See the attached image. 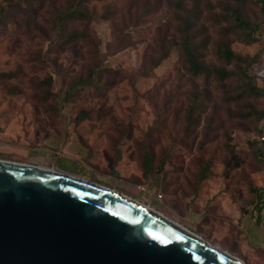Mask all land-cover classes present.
Here are the masks:
<instances>
[{
  "label": "rangeland",
  "instance_id": "374dc122",
  "mask_svg": "<svg viewBox=\"0 0 264 264\" xmlns=\"http://www.w3.org/2000/svg\"><path fill=\"white\" fill-rule=\"evenodd\" d=\"M11 1L18 7H10ZM72 1L0 0V72L6 75L0 77V159L46 166L107 187L244 264H264V253L243 226L252 210L251 189H264V167L254 162L248 145L259 137L264 119L233 118L245 102H227L217 83L188 72L177 42L192 0H91L85 4L90 22L62 26L63 35L82 32L87 40L64 49L52 22ZM198 1L202 60L230 71L233 67L217 58L219 44L229 41L234 52L248 56L263 49L255 73L264 87V40L246 45L226 37L227 25L212 17L233 4ZM243 12L254 22L263 18L252 5ZM165 52L169 56L153 68ZM95 65L116 72V85L88 88L62 102L68 86ZM48 76L52 83L43 84ZM107 79L103 76L102 83ZM254 104L264 109V99ZM84 110L89 118L78 121ZM142 142L155 166L169 153L162 173L143 176ZM202 160L210 161L211 173L200 182Z\"/></svg>",
  "mask_w": 264,
  "mask_h": 264
},
{
  "label": "water",
  "instance_id": "95a60500",
  "mask_svg": "<svg viewBox=\"0 0 264 264\" xmlns=\"http://www.w3.org/2000/svg\"><path fill=\"white\" fill-rule=\"evenodd\" d=\"M0 264H244L149 207L0 159Z\"/></svg>",
  "mask_w": 264,
  "mask_h": 264
},
{
  "label": "trees",
  "instance_id": "16d2710c",
  "mask_svg": "<svg viewBox=\"0 0 264 264\" xmlns=\"http://www.w3.org/2000/svg\"><path fill=\"white\" fill-rule=\"evenodd\" d=\"M91 0H73L72 3L57 12L53 18V26L57 33L58 45L64 49L83 40H87V35L82 32H71L63 35L62 26L70 22H90L93 15L85 8V4ZM185 1V0H181ZM233 5H227L221 15H213L212 20L215 24H226L222 29L226 37H233L235 40L246 44L253 45L264 40V0H223ZM192 7L186 11L181 19L179 28V48L187 65L188 72L205 81H214L226 92L225 100L229 103L245 102L241 113H233V118L242 121L254 120L260 122L264 119V109L259 110L254 104L256 99H264V87L258 85V77L255 73L261 63L263 49H260L254 56L241 55L233 51L229 41L222 42L217 46V58L225 65L232 66L233 70L226 68L212 67L202 60V45L197 42L196 26L200 18V3L198 0H192ZM10 7L16 8L18 4L14 1L7 3ZM252 5L260 9L262 20L260 22L252 21L244 12L243 7ZM181 7V5H180ZM4 13V7L0 5V16ZM169 56L168 52L161 55L153 68H156L161 62ZM0 72V77H5ZM103 76L108 79L102 83ZM117 74L108 67L95 65L87 72L84 79H78L72 82L66 89L62 102H71L81 92L88 88H105L111 89L116 85ZM51 76L44 79L43 84L50 85L52 83ZM51 93L45 95L47 98ZM200 106V105H199ZM198 108L195 106L190 110V115H194ZM90 111H81L77 117L78 121L88 119ZM190 116V119L192 117ZM259 137L248 142L252 149V157L254 162L264 167V127L259 130ZM142 150L141 164L143 168V176L149 178L154 173H162L167 164L169 153L163 154L157 166L154 165V156L145 143H140ZM234 152L232 147H229ZM203 167L199 173V181L206 179L211 173L210 161L202 160ZM253 199L251 201V212L256 223L262 220V211L264 210V189L252 188Z\"/></svg>",
  "mask_w": 264,
  "mask_h": 264
},
{
  "label": "crops",
  "instance_id": "0c3cea01",
  "mask_svg": "<svg viewBox=\"0 0 264 264\" xmlns=\"http://www.w3.org/2000/svg\"><path fill=\"white\" fill-rule=\"evenodd\" d=\"M264 219V210L262 211V220L260 223H256L254 218L252 216H246L243 221V226L245 227V232L247 234V230L250 231L253 236L252 238L249 237V241L251 242L254 241L257 243L258 248H255L257 251L260 249L263 253L264 251L262 250V244L264 241V231L262 229V222Z\"/></svg>",
  "mask_w": 264,
  "mask_h": 264
},
{
  "label": "built area",
  "instance_id": "2783aa9c",
  "mask_svg": "<svg viewBox=\"0 0 264 264\" xmlns=\"http://www.w3.org/2000/svg\"><path fill=\"white\" fill-rule=\"evenodd\" d=\"M262 139H264V137L262 138ZM140 189H144V187H140ZM262 229H263V231H264V219H263V222H262ZM262 250L264 251V241H263V244H262Z\"/></svg>",
  "mask_w": 264,
  "mask_h": 264
},
{
  "label": "bare ground",
  "instance_id": "6f19581e",
  "mask_svg": "<svg viewBox=\"0 0 264 264\" xmlns=\"http://www.w3.org/2000/svg\"><path fill=\"white\" fill-rule=\"evenodd\" d=\"M138 202V201H137ZM140 203V202H139ZM151 209V208H150ZM153 210V209H152ZM154 211V210H153ZM218 248V247H217ZM220 248V247H219Z\"/></svg>",
  "mask_w": 264,
  "mask_h": 264
}]
</instances>
